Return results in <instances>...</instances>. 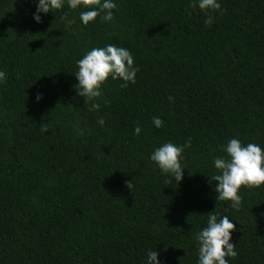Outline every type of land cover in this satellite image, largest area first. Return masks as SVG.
Instances as JSON below:
<instances>
[{
	"label": "trees",
	"instance_id": "trees-1",
	"mask_svg": "<svg viewBox=\"0 0 264 264\" xmlns=\"http://www.w3.org/2000/svg\"><path fill=\"white\" fill-rule=\"evenodd\" d=\"M217 2L211 26L191 0H113L111 21L85 25L67 0L40 23L39 0H0V264H198L212 212L236 225L228 264H264V185L236 210L209 177L232 138L264 149V0ZM108 44L136 83L109 78L89 111L77 61ZM189 139L176 184L150 156Z\"/></svg>",
	"mask_w": 264,
	"mask_h": 264
},
{
	"label": "clouds",
	"instance_id": "clouds-1",
	"mask_svg": "<svg viewBox=\"0 0 264 264\" xmlns=\"http://www.w3.org/2000/svg\"><path fill=\"white\" fill-rule=\"evenodd\" d=\"M65 0H39L37 13L34 19L37 23L42 22L39 13L53 12L64 7ZM70 9L83 7L86 11L80 12V20L87 25L100 17L102 22H109L113 19V9L116 4L113 0H67ZM190 7L199 9L206 14L205 25L211 26L215 17L212 12L221 10L217 0H191ZM222 11V10H221ZM191 15V13H189ZM67 14H65L66 18ZM50 30V29H49ZM78 71L75 76L78 84L75 86L77 94L85 98L86 105L90 104L89 111H99L101 105L95 101L103 96L102 86L109 78L122 79L125 83L122 88L128 86V82L136 83V75L139 68L134 65V58L129 50L108 44L105 47H96L87 52L82 59L77 61ZM0 82H6V74L0 71ZM42 99L40 95L37 100ZM170 101L174 97L169 96ZM105 104L110 101L105 100ZM98 123L104 126L105 120L99 118ZM153 123L157 128L163 126L159 117H153ZM48 123L41 124L42 132H47ZM141 128H135V134L139 135ZM80 135L83 132L80 131ZM192 146L191 139L185 145L177 146L172 142H166L156 148L150 156L159 169L165 175L174 177L176 184L184 178L181 156L185 148ZM221 151L227 154V158L216 157L213 161L216 173L209 176L215 181V190L218 193V201H230L232 208L239 210L242 197L239 192L242 187L258 188L264 185V149L255 143L247 145L237 138H232ZM126 186L132 190V181L126 182ZM236 225L228 216L218 220L217 215L212 212L208 214L207 227L197 232L195 239L198 242V264H228L227 257L236 258L238 253L236 245L231 243L232 232ZM147 264H160L158 251H149Z\"/></svg>",
	"mask_w": 264,
	"mask_h": 264
}]
</instances>
